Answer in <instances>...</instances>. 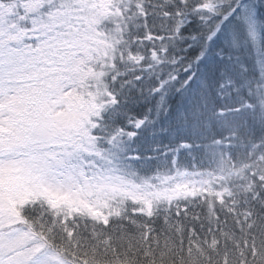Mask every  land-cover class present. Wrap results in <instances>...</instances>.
Returning <instances> with one entry per match:
<instances>
[{
  "label": "snow or ice",
  "instance_id": "6c2138e0",
  "mask_svg": "<svg viewBox=\"0 0 264 264\" xmlns=\"http://www.w3.org/2000/svg\"><path fill=\"white\" fill-rule=\"evenodd\" d=\"M0 264H264V0H0Z\"/></svg>",
  "mask_w": 264,
  "mask_h": 264
}]
</instances>
